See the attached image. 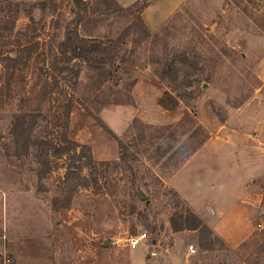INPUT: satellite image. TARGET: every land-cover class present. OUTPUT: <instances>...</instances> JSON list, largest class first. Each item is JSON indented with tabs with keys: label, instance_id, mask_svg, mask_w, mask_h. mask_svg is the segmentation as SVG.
I'll return each mask as SVG.
<instances>
[{
	"label": "rangeland",
	"instance_id": "rangeland-1",
	"mask_svg": "<svg viewBox=\"0 0 264 264\" xmlns=\"http://www.w3.org/2000/svg\"><path fill=\"white\" fill-rule=\"evenodd\" d=\"M114 1L0 0V188L10 225L15 210L24 232L61 220L58 264H264L263 232L232 250L206 225L175 231L192 225L193 211L169 187L180 171L173 153L205 138L203 156L245 152L264 170V0H187L149 38L135 3ZM69 36L76 46H62ZM166 93L174 109L159 104ZM232 161L216 160L217 190L190 183L187 199L222 207L219 188L248 174ZM210 163L195 159L183 178L198 181ZM144 233L131 250L128 240Z\"/></svg>",
	"mask_w": 264,
	"mask_h": 264
},
{
	"label": "crops",
	"instance_id": "crops-1",
	"mask_svg": "<svg viewBox=\"0 0 264 264\" xmlns=\"http://www.w3.org/2000/svg\"><path fill=\"white\" fill-rule=\"evenodd\" d=\"M119 1L123 2L121 0ZM138 1L132 0L128 4ZM186 2L187 0H148V5L141 13L142 19L150 32H156ZM210 147H212V139L204 146L200 153L194 155L171 179L172 182L169 184V187L189 205L193 213L202 221L203 225L211 227L217 237L223 240L229 249L238 250L251 242L258 232L264 233L263 194L259 187L260 177L264 174L262 165H260L262 162L259 163L260 160H257L255 156L247 158L245 152H241L242 154L237 155L234 159L229 155L210 157L206 154V157L203 156L201 153L207 151ZM221 158L225 161L231 159L234 163L238 164L235 171L242 162L247 163L249 166L248 174L245 177L239 178L237 183H229L219 188L223 194L222 201H224V204L222 207L219 201L213 207L208 200L203 199L204 202L202 205L205 207H201V209L197 208L193 204L195 202L194 199L191 197L187 199L189 193L186 190L190 183L193 185L191 189L196 190L199 188L203 191L200 194L207 192L211 194L217 190V182L213 178H216L214 171L220 168L216 165V160ZM195 159H206L209 162L213 161V163H210L213 165L208 166V170L210 171L207 172L206 170L205 175L201 179H198V181H194L188 174V177H186L188 179L187 182L183 178L184 172L192 165ZM251 166L253 169H250ZM241 169L237 173H241L245 168ZM210 176L212 177L210 178L211 182L208 184L210 189H207L205 179ZM179 178L182 179V182L179 181ZM6 192V190L0 188V264H58V261L64 256L62 249L59 248V239L57 236L60 231L59 228L63 226L61 220H56L54 227L53 222L42 219L43 222L39 223L40 226L37 227V224L33 225V228H36L34 229L35 231L33 230V233L30 232L32 230L30 228H28L27 232H24L26 231L24 229L27 228V225L22 224L18 220V212L15 210V213H13L14 225H10L9 208L6 207ZM163 257L164 259L166 258V253ZM8 260L10 262H7ZM172 262L173 264H178L176 260Z\"/></svg>",
	"mask_w": 264,
	"mask_h": 264
},
{
	"label": "trees",
	"instance_id": "trees-1",
	"mask_svg": "<svg viewBox=\"0 0 264 264\" xmlns=\"http://www.w3.org/2000/svg\"><path fill=\"white\" fill-rule=\"evenodd\" d=\"M107 1H110L111 5H117L115 3L114 0H107ZM133 8H136L137 11L139 12V21H138V25L140 26V29L142 28V34L145 36V37H151V33L149 31V29L147 28L144 20L142 19V11L144 10V8L146 7V3L143 4V5H140L138 2H136L133 6ZM84 40V39H83ZM82 40V41H83ZM123 40V39H122ZM114 44H112L113 46ZM62 46H76L74 45V39L73 38H70V36L68 37L67 41L64 42L62 44ZM12 58L10 57L9 60H11ZM168 73H171V75H176V72H168L167 70H164V71H161V73L159 72V74H161V76L164 78L166 77V75ZM169 94L166 93L164 95V97L161 99L160 101V105L163 106V107H166L167 109H174L176 107L175 104H172V105H169L166 103V97H168ZM171 127H167L165 129L169 130ZM196 132L198 131H205V129L200 125L196 128L195 130ZM208 141V138H205L204 140L200 141L198 143L197 146H195L194 150H192L189 154H187V152L184 151V149H179L177 150L175 153H173V155L171 156L173 158V160H175L173 166H174V173L178 172L179 170H181L193 157L194 155L202 148L204 147V145L207 143ZM126 157L125 154H123V158ZM72 174H74V172H72ZM186 222L188 223H191L192 225L191 226H184L182 225L181 227H178L176 228V231H182V230H201V229H204L206 228L202 221L194 214V213H191L190 215V218L188 220H186ZM207 229V228H206Z\"/></svg>",
	"mask_w": 264,
	"mask_h": 264
},
{
	"label": "built area",
	"instance_id": "built-area-1",
	"mask_svg": "<svg viewBox=\"0 0 264 264\" xmlns=\"http://www.w3.org/2000/svg\"><path fill=\"white\" fill-rule=\"evenodd\" d=\"M149 238H148V234L147 233H144V234H141L139 236H136V237H131L129 240H128V247L131 249V250H135L137 249L140 244L142 242H144L145 240L147 241ZM189 250L191 253H196V249L193 245H191L189 247ZM7 262H10L9 260Z\"/></svg>",
	"mask_w": 264,
	"mask_h": 264
},
{
	"label": "water",
	"instance_id": "water-1",
	"mask_svg": "<svg viewBox=\"0 0 264 264\" xmlns=\"http://www.w3.org/2000/svg\"><path fill=\"white\" fill-rule=\"evenodd\" d=\"M139 197L142 201H146L148 199V196L146 195V193L142 190V189H139ZM104 246L107 247L108 246V242L105 241L104 242Z\"/></svg>",
	"mask_w": 264,
	"mask_h": 264
}]
</instances>
